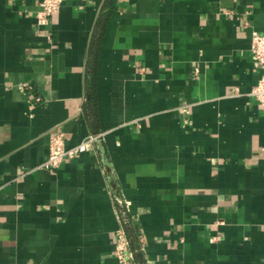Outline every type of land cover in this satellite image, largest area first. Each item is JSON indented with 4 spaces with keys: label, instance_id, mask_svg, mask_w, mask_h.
I'll return each instance as SVG.
<instances>
[{
    "label": "crops",
    "instance_id": "1",
    "mask_svg": "<svg viewBox=\"0 0 264 264\" xmlns=\"http://www.w3.org/2000/svg\"><path fill=\"white\" fill-rule=\"evenodd\" d=\"M40 2L0 0V264H119L124 205L134 264H264V0ZM56 132L102 138L38 169Z\"/></svg>",
    "mask_w": 264,
    "mask_h": 264
},
{
    "label": "built area",
    "instance_id": "2",
    "mask_svg": "<svg viewBox=\"0 0 264 264\" xmlns=\"http://www.w3.org/2000/svg\"><path fill=\"white\" fill-rule=\"evenodd\" d=\"M62 3L63 0H41L36 15L37 26L40 28L49 26L52 18L59 13ZM250 52L253 59L262 67V74L257 84L249 93V96L256 101L262 112H264V33H251ZM195 73H197V70H195ZM18 88L24 95L30 93L32 90L29 84H22ZM34 101L38 102L40 99L35 98ZM183 111H186L185 107ZM101 138L102 134L90 135L80 143L67 148L64 144L63 135L59 132L53 133L49 138L48 155L38 166V169L54 170L58 168L64 160H73L88 152L100 142ZM124 209L126 214H128L129 210L125 205ZM118 221L119 227L115 231V257L119 264H134V250L131 247L130 240L123 227L121 216H118Z\"/></svg>",
    "mask_w": 264,
    "mask_h": 264
},
{
    "label": "trees",
    "instance_id": "3",
    "mask_svg": "<svg viewBox=\"0 0 264 264\" xmlns=\"http://www.w3.org/2000/svg\"><path fill=\"white\" fill-rule=\"evenodd\" d=\"M107 5L109 8H112L113 5H114V0H107ZM92 51H94V48L91 49ZM95 54V52L93 53V55ZM92 55V56H93ZM90 94V102H92V106H94L95 104V93L94 91H91L89 92ZM92 96V97H91ZM121 219H122V223H123V227L125 228L127 234H129V229H130V226H129V218H128V215L126 214V212L124 211V209H121ZM132 247V246H131ZM133 249V248H132ZM134 250V249H133ZM136 258L138 260V263L139 264H142L141 262V257L139 254H136Z\"/></svg>",
    "mask_w": 264,
    "mask_h": 264
}]
</instances>
